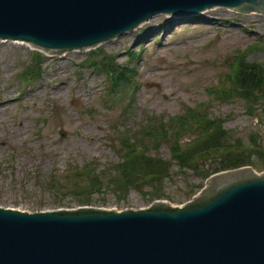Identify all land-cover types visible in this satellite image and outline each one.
Returning a JSON list of instances; mask_svg holds the SVG:
<instances>
[{"label":"rangeland","instance_id":"rangeland-1","mask_svg":"<svg viewBox=\"0 0 264 264\" xmlns=\"http://www.w3.org/2000/svg\"><path fill=\"white\" fill-rule=\"evenodd\" d=\"M156 16L95 47L57 55L0 40V206L34 212L82 205L137 209L155 199L183 205L205 179L172 161L173 173L157 187L121 193L105 184L88 188V203L80 187L92 173L104 182L118 173L127 137H141L151 154L170 160L174 128L186 123L192 108L205 119L218 118L229 141L264 145V100L251 106L235 93L216 96L239 60L264 67V14L218 6L185 19ZM121 66L131 70L130 82L113 85V70ZM147 128L159 137L144 136ZM254 159L261 163L257 172L264 171V154Z\"/></svg>","mask_w":264,"mask_h":264},{"label":"water","instance_id":"water-1","mask_svg":"<svg viewBox=\"0 0 264 264\" xmlns=\"http://www.w3.org/2000/svg\"><path fill=\"white\" fill-rule=\"evenodd\" d=\"M218 6L264 14V0H0V40L57 55L95 47L158 13L185 19ZM0 264H264V171L213 173L181 206H0Z\"/></svg>","mask_w":264,"mask_h":264},{"label":"trees","instance_id":"trees-1","mask_svg":"<svg viewBox=\"0 0 264 264\" xmlns=\"http://www.w3.org/2000/svg\"><path fill=\"white\" fill-rule=\"evenodd\" d=\"M239 62L235 63L227 77V87L222 83L216 92V96L226 99L235 93L239 99L247 102V104L257 105L260 100H264V67L259 62L246 64ZM130 71L122 66L114 69L115 76L111 80L113 85L128 84L130 82ZM170 122L173 121L170 120ZM180 124L184 126L174 128L175 135L170 147V160L151 154L150 147L141 137L133 138V140H128V137L124 139L127 150L122 154V160L116 164L118 173L110 176L107 182H104L99 172L92 173L94 175L91 176L89 185L86 184L80 187L84 193H87L83 202H90L88 188L97 190L105 184L110 185L114 190H119L121 193L140 185L152 188L149 185L152 184L153 187H157L161 185V181L169 179L171 173H173L170 171V161L174 162L179 170L191 171L200 175L203 179L223 170L247 165L257 169L258 165H261L254 158L259 155L260 157L263 156L264 145L246 144L236 138L229 141L231 137H229L227 129L221 125L218 118L205 119L203 114L197 113V110L192 108L190 118L186 120V123L182 122ZM162 126H164L163 123ZM152 131L154 132L152 133ZM145 132L144 136L159 137V135H156L155 128H147ZM166 134L165 129H163L162 137H166ZM187 135L189 137H185ZM183 137L185 139L181 140ZM151 145H157L156 141ZM208 160L211 162L206 167H202V163H207ZM89 164L85 169L89 168ZM201 187L202 184L197 186V189ZM194 191H191V193ZM150 196L158 198L159 194L152 191Z\"/></svg>","mask_w":264,"mask_h":264},{"label":"bare ground","instance_id":"bare-ground-1","mask_svg":"<svg viewBox=\"0 0 264 264\" xmlns=\"http://www.w3.org/2000/svg\"><path fill=\"white\" fill-rule=\"evenodd\" d=\"M215 10V9H214ZM158 15V14H157ZM156 19H157V16L156 15H154V16H152L151 18H149V24H152L153 22H155L156 21ZM17 42H21V41H17ZM63 83H59L58 85H56L55 86V88H58L60 85H62ZM57 91V93H58V90H56Z\"/></svg>","mask_w":264,"mask_h":264}]
</instances>
